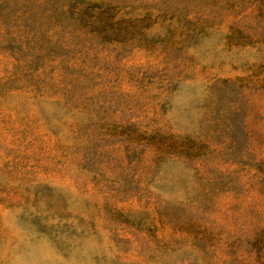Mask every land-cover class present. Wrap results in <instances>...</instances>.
I'll use <instances>...</instances> for the list:
<instances>
[{"label": "rangeland", "instance_id": "obj_1", "mask_svg": "<svg viewBox=\"0 0 264 264\" xmlns=\"http://www.w3.org/2000/svg\"><path fill=\"white\" fill-rule=\"evenodd\" d=\"M0 264H264V0H0Z\"/></svg>", "mask_w": 264, "mask_h": 264}]
</instances>
